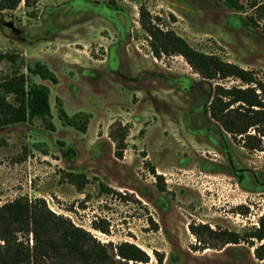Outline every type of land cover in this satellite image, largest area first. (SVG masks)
I'll return each instance as SVG.
<instances>
[{
	"label": "rangeland",
	"instance_id": "rangeland-1",
	"mask_svg": "<svg viewBox=\"0 0 264 264\" xmlns=\"http://www.w3.org/2000/svg\"><path fill=\"white\" fill-rule=\"evenodd\" d=\"M237 1L244 12L226 0H22L0 11V52L57 79L29 76L50 90L53 131L39 118L0 127V206L43 199L102 244L138 246L146 264H264L250 238L264 217V151L208 113L215 86L241 83L155 58L139 23L142 6L161 29L264 81L262 23L248 20L264 0ZM119 125L128 130L121 157L110 138Z\"/></svg>",
	"mask_w": 264,
	"mask_h": 264
},
{
	"label": "trees",
	"instance_id": "trees-1",
	"mask_svg": "<svg viewBox=\"0 0 264 264\" xmlns=\"http://www.w3.org/2000/svg\"><path fill=\"white\" fill-rule=\"evenodd\" d=\"M36 1L24 0V5L30 7ZM21 2L0 0V11L15 10ZM226 2L236 11L245 10L237 0ZM248 8L252 10V15L248 17L250 23L256 26L261 22L264 31V4L252 3ZM139 23L155 58L179 56L205 80L232 78L241 83L231 88L215 86L208 105L209 116L233 139L243 138L246 148L264 151V81L257 78L253 71L194 49L174 31L161 29L142 6L139 8ZM2 63H6L10 70L0 73V127L29 123L39 118L47 130L53 131L54 126L49 120L50 90L46 85L32 82L29 76L52 83L57 82L56 77L45 65L36 62L33 67L29 66L14 53L0 52ZM58 112L64 124L76 126L62 107ZM79 128L85 131L86 126ZM127 131L126 126L119 125L110 132L119 157L125 150ZM203 228L208 236L215 235L208 227ZM190 229L198 234L194 227ZM100 231L105 233L107 229L101 228ZM250 238L260 244L254 250L255 258L263 260L264 217L260 218L258 228L254 229ZM231 240L238 241L237 237ZM148 260L147 253L132 243L123 242L114 248L100 243L89 231L49 209L43 199L17 197L0 206V264H146Z\"/></svg>",
	"mask_w": 264,
	"mask_h": 264
}]
</instances>
